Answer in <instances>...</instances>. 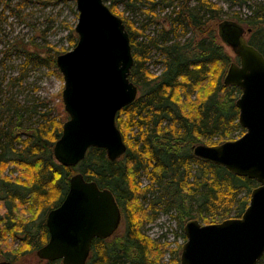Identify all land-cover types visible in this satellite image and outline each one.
<instances>
[{"label": "trees", "instance_id": "16d2710c", "mask_svg": "<svg viewBox=\"0 0 264 264\" xmlns=\"http://www.w3.org/2000/svg\"><path fill=\"white\" fill-rule=\"evenodd\" d=\"M159 2L172 6L170 25H163L155 36L147 35V41L138 40L144 31L122 16L115 0L109 5L123 18L129 32L134 55L130 79L139 89L135 101L117 113L116 122L127 144L121 158L111 161L105 149L91 147L79 164L64 166L53 152L63 131V119L49 118L46 113L44 121L31 127L23 138L22 124L14 120L22 119L20 111L14 110L6 122L0 114V250L8 233L21 235L20 247L9 250L12 258L8 260L15 264L47 243L50 234L46 217L40 220L41 214L45 216L61 204L70 177L78 172L101 188L110 189L123 214L111 237L94 239L86 264H162L167 243L151 238L143 230L145 223L157 216V203L178 221L184 240L183 226L189 219H202L206 224L220 222L241 216L249 205L251 191L258 185L256 180L235 175L193 153L198 143L216 145L235 139L233 133L237 130L240 135L245 132L236 105L241 90L224 83L229 65L238 57L227 51L218 34V24L224 20L223 8L213 0ZM248 6L251 15L242 18L235 12L233 20L251 29L249 43L264 54V1ZM184 27L196 35L180 39L178 31ZM77 41V37L72 39L70 48ZM48 46L45 58L29 52L27 63L34 58L36 63L57 66V54L70 49ZM153 48L159 50L164 63L158 75L146 67ZM2 108L0 103V112ZM9 165L27 168L33 176L27 183L4 176L2 172ZM144 173L151 183L141 187ZM155 191L160 192L159 196L149 208L145 207L148 195ZM22 207H28L35 217L17 219ZM170 260L179 264V250ZM258 264H264V255Z\"/></svg>", "mask_w": 264, "mask_h": 264}, {"label": "water", "instance_id": "95a60500", "mask_svg": "<svg viewBox=\"0 0 264 264\" xmlns=\"http://www.w3.org/2000/svg\"><path fill=\"white\" fill-rule=\"evenodd\" d=\"M75 1L78 41L56 58L64 77L63 102L69 118L53 152L64 166L79 164L91 147L105 149L111 161L121 158L127 144L117 113L135 101L139 92L130 79L134 55L123 18L106 0ZM248 31L233 19L218 24L221 40L238 57L229 65L224 83L241 90L236 105L245 132L216 145L198 143L193 153L258 185L241 216L207 224L189 219L183 226L186 241L179 264H258L264 255V54L249 43ZM122 218L110 189L75 173L61 204L46 215L49 240L36 253L48 261L86 264L94 239L111 237ZM0 264L15 263L3 260Z\"/></svg>", "mask_w": 264, "mask_h": 264}, {"label": "rangeland", "instance_id": "374dc122", "mask_svg": "<svg viewBox=\"0 0 264 264\" xmlns=\"http://www.w3.org/2000/svg\"><path fill=\"white\" fill-rule=\"evenodd\" d=\"M113 1L107 0L106 3L110 5ZM159 1L122 0L116 3L117 10L123 14L122 16L133 20L135 25L144 31V35L138 36L139 41H147V35L155 36L163 25H170L169 14L172 6H166ZM213 1L223 8V19H233L235 12L242 18L248 17L252 14L248 5L264 0ZM192 5H195V2ZM78 18L79 11L75 0H0V103L3 105L0 114L6 122L14 110L20 111L22 119L19 121L16 117L14 120L22 124L23 138L31 127L35 128L44 121L46 113H49V118L55 117L64 121L69 118H66L67 112L63 102L64 77L58 66H53L49 62L36 63L34 58L27 63V59L29 52H37L45 58L48 45L56 46V50L70 48L71 40L78 38L75 31ZM178 32L182 40L196 35L187 27L180 28ZM248 32L246 37L250 38L251 34ZM226 47L227 51L236 57L232 48ZM61 53L63 52H59ZM146 67L153 74L158 75L162 72L164 63L159 50L154 48L151 50ZM193 97L195 98V95ZM241 135L238 130L233 133L235 139ZM2 174L9 178H18L24 183L33 176L27 168L14 165L6 166ZM140 183L141 187L150 185V176L144 173L140 177ZM159 194V191L149 194L144 202L145 207L149 208L148 205ZM163 207V204H156L157 216L146 222L143 230L151 238L167 243L168 252L163 257L162 264H175L170 259L178 250L180 256L182 244L186 239L184 240L182 236L178 221L172 214L165 212ZM27 208L19 209L17 219L35 217ZM43 216L44 214H41L40 220L45 218L46 214ZM198 220L206 224L202 219ZM36 224L37 221L33 225ZM21 243V235L13 236L8 233L3 238L0 261L12 258L9 250H17ZM18 264L53 263H48V260L39 258L36 253L29 252L22 256Z\"/></svg>", "mask_w": 264, "mask_h": 264}, {"label": "flooded vegetation", "instance_id": "af4514ba", "mask_svg": "<svg viewBox=\"0 0 264 264\" xmlns=\"http://www.w3.org/2000/svg\"><path fill=\"white\" fill-rule=\"evenodd\" d=\"M236 61H238V60H236ZM61 262H62V260L61 259H59Z\"/></svg>", "mask_w": 264, "mask_h": 264}]
</instances>
